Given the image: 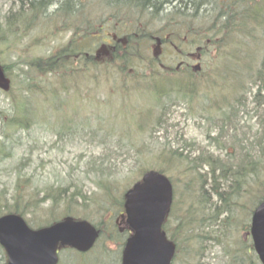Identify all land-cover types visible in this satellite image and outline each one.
Masks as SVG:
<instances>
[{
  "label": "rangeland",
  "instance_id": "374dc122",
  "mask_svg": "<svg viewBox=\"0 0 264 264\" xmlns=\"http://www.w3.org/2000/svg\"><path fill=\"white\" fill-rule=\"evenodd\" d=\"M120 1L124 0H27L38 6L48 4L41 27L49 22L45 16L58 18L47 30L38 31V23L12 45L23 4L0 0V48L10 49L0 53V64H7L11 78L10 91L0 89V215L12 205L19 186L21 202L28 203L29 217L35 222L69 214L113 223L124 191L143 171L157 168L175 187L169 220L185 215L189 233H194L190 241L199 242L198 235L207 240L197 256L180 250L173 264H229L230 255L242 245L248 262L259 264L247 233L252 211L264 194V24H257V31L242 26V32L228 38L232 47H221V54L206 42L210 33L195 40L187 32L189 26L192 33L202 26L180 25L175 51L163 52L159 66L199 63L201 72L191 90L165 92L168 95L162 99L156 89L168 74L160 83L156 76L142 77L148 72L151 49L142 51L146 58H135L139 63L130 74L99 63L103 46L97 41L98 61L92 63L99 65L76 58L68 62L65 51L61 54L65 62L54 71L37 72L27 65L60 53L74 32L78 37L103 35L100 24L110 13L118 21L125 16L129 30L142 27L138 14H129L123 7L113 11ZM85 13L98 22L85 23ZM74 19H79L80 29H66ZM116 25L111 22V33ZM157 27L161 25L149 29ZM125 32L129 31L119 30L118 35ZM184 93L192 99L189 104ZM13 115L20 116L21 125L9 124ZM188 192L198 196L191 198L194 203L186 211ZM126 236L117 241L124 242ZM115 248L101 240L83 255L61 250L60 264H120ZM2 260L0 249V264Z\"/></svg>",
  "mask_w": 264,
  "mask_h": 264
},
{
  "label": "water",
  "instance_id": "95a60500",
  "mask_svg": "<svg viewBox=\"0 0 264 264\" xmlns=\"http://www.w3.org/2000/svg\"><path fill=\"white\" fill-rule=\"evenodd\" d=\"M0 87H9L1 68ZM125 198L127 223L133 234L124 248L122 264H171L175 244L162 230L173 198L170 180L159 172L147 171L142 180L126 192ZM251 235L264 264V201L253 213ZM96 237L95 228L88 222L71 217L39 229L30 228L16 214L0 217V244L7 253L6 264H56L59 244L86 251Z\"/></svg>",
  "mask_w": 264,
  "mask_h": 264
},
{
  "label": "flooded vegetation",
  "instance_id": "af4514ba",
  "mask_svg": "<svg viewBox=\"0 0 264 264\" xmlns=\"http://www.w3.org/2000/svg\"><path fill=\"white\" fill-rule=\"evenodd\" d=\"M122 2H125L126 4L122 5ZM262 3H264V0H190L189 4L184 6V3L181 0H158L157 3L150 2V5L140 3L136 0H124L117 3V6L134 10L135 15L138 14L136 16L140 18L138 20H141L143 19V13H139L138 9L144 4L149 19L147 24L150 22L152 25H161V27H158L162 30L160 36H152L153 41L155 38H160L162 44L164 42L173 41L178 45L179 35H181L179 31L180 25L193 26L194 24H198L203 28H199L201 31L192 33L191 30L187 29V32L193 34L195 40H202V38L206 39L210 33V37L206 39V42H210L208 43L210 46H215L214 49H219L220 47H232L230 46V43H228V38L234 33H236L237 36L239 32H242V26L248 25L249 27H257V24H264V16H260ZM24 4L26 5V2ZM117 8L118 7L114 6L113 11L117 10ZM107 20L108 23L117 20L116 14L110 13ZM119 22L124 24L128 23L123 17L119 18ZM166 26H171L168 31L172 30V33L164 32ZM235 27H237V29ZM256 27L255 31H257ZM188 33L183 36H187ZM240 40L244 41L245 37L240 38ZM235 44H239V42H236ZM239 45H241V43ZM237 48H239V46H237ZM108 50L111 51L109 48ZM181 67H183V65ZM4 75L7 76L5 73ZM117 218L119 220L115 219L113 222L116 232L119 235L121 234L120 232L129 234L130 231L123 225V210L119 211ZM104 224V219L99 224H95L99 232V238L96 245L101 240H103L104 243L110 242L112 246H116V254L120 255L124 243L115 239L114 232L109 227L103 229L102 226Z\"/></svg>",
  "mask_w": 264,
  "mask_h": 264
},
{
  "label": "trees",
  "instance_id": "16d2710c",
  "mask_svg": "<svg viewBox=\"0 0 264 264\" xmlns=\"http://www.w3.org/2000/svg\"><path fill=\"white\" fill-rule=\"evenodd\" d=\"M127 1V0H126ZM140 3H146L147 5H150V2L153 3H157L158 0H136ZM147 1V2H145ZM184 3V6H186L187 4H189L190 0H181ZM139 9H143L145 10V6L144 4L139 8ZM84 19H85V23L90 24V20L92 21V23H95V19L93 18L92 15H90L89 13H85L84 14ZM70 29L75 28L77 25V21L75 20H70ZM87 26V25H86ZM26 29H23V31H25ZM116 33V32H115ZM134 32L133 34L129 35L127 37H123L121 38L119 41H115V45H114V50H113V55H112V60L108 61L110 64V67H114V66H118L121 71H123L124 73H129L135 69V64L139 63L137 58V53L138 50L141 49L142 43L140 44V40L139 38H134ZM77 37V33L74 32L73 35L70 37L71 39L68 41V43L66 44V46H64V48L61 49L60 53H57L45 60L43 59H35L30 61L29 63H27V65L31 68H34L37 72H44V71H48L49 69L51 70H56L60 65L62 66V64L65 61H61V54L65 51L67 55H69L68 58V62L69 61H73L74 58L77 59L78 61H90L91 64L93 66L99 65V63H102L101 61L99 63H92V61H98L93 57L91 53V50L93 48V40H90V38H88L87 40L85 39V41L87 42V44H85L84 40L79 39L78 41L76 40ZM74 41V42H73ZM91 42V43H90ZM167 44V42H165ZM86 45H88L86 47ZM107 48H109V46H107ZM204 50V49H203ZM0 52L3 53V50L0 49ZM72 54H74V57H71ZM90 54V55H89ZM104 54V53H103ZM77 55V56H76ZM158 58V56H156ZM149 58L150 62H148L147 67H148V73H144L142 74L143 80L147 79L149 77V75L152 76H156V78L159 80V83L162 81V77L164 78L166 76V74H170L167 75L168 77H166V81H164L163 85L161 87L157 88V92L158 95L161 96H166L171 92L174 91H181V90H191L192 87H194V84H189L188 82V78H189V74L187 75H182V74H175L174 71L171 72H165L163 75L162 73L159 72V70H154L153 67V62H156L157 58ZM140 59H142L141 56H139ZM146 63V61H144ZM131 64L133 65L134 68L131 67ZM73 65V64H71ZM4 69L9 70L8 66H4ZM52 71V72H53ZM191 73V72H188ZM87 74H85L86 76ZM192 76V75H191ZM201 82V81H200ZM202 83V82H201ZM203 84V83H202ZM168 88V89H167ZM165 92H168V94H166ZM183 97L186 100V103L189 104V102L192 101V99H186L188 98L186 96V94L184 93ZM20 116L17 115H13V117L10 119L11 123H9L11 126H16V125H21L22 121L19 119ZM9 121V122H10ZM159 171L163 172L162 169H159ZM165 173V172H164ZM218 189V187H216ZM215 187H213V189L217 190ZM217 192L219 193L220 191L217 190ZM18 195L15 196V198L13 199V203L10 206V210L11 212H15V213H19L21 215H25L27 216V214H29V210H28V206L27 204L23 203V201L21 202V196H22V190L20 189V187L18 186V191H17ZM198 195H194L191 192H188L186 199L184 201V209H186V211H188L192 205V203H194V201L191 199L192 197H197ZM222 197V195H221ZM261 198H264V194L261 195ZM27 206V207H26ZM53 208V206H52ZM53 209H51V214L53 215ZM184 211V210H183ZM173 212H174V205L172 207L171 213L164 225V229L167 232V235L169 236V238H171L177 246V254H176V259L175 261H178L180 256H178V252L181 253L183 252H188V253H192L194 256H197V254L200 252V250H204L207 246L205 242H207V240L204 238V235H198L199 236V242H192L191 237L194 236V233L191 231V234L189 233V229L187 228L188 224L185 223V215H181L178 217V219H174V220H169L172 216H173ZM55 216V215H54ZM211 219L214 217V215H210ZM37 218V217H36ZM38 220H43L42 217H38ZM57 218L49 220L48 222H53L56 221ZM171 222L172 225H170L169 223ZM170 225V229L169 228ZM190 228V227H189ZM190 242L192 244H190ZM249 247H251L249 245ZM209 248V247H208ZM244 247H240V249H237L234 255H230V259H232L233 263L236 264H248V259L247 256L245 257L244 254L242 252H240L241 250H243ZM240 250V251H239ZM242 253V254H241ZM257 264V263H255Z\"/></svg>",
  "mask_w": 264,
  "mask_h": 264
},
{
  "label": "bare ground",
  "instance_id": "6f19581e",
  "mask_svg": "<svg viewBox=\"0 0 264 264\" xmlns=\"http://www.w3.org/2000/svg\"><path fill=\"white\" fill-rule=\"evenodd\" d=\"M45 2H46V1H45ZM45 2L42 3L41 5H39L38 9H39L40 11H43V9L45 10V8L47 7L48 4H46L47 2H46V3H45ZM30 6L32 7V4H30Z\"/></svg>",
  "mask_w": 264,
  "mask_h": 264
}]
</instances>
